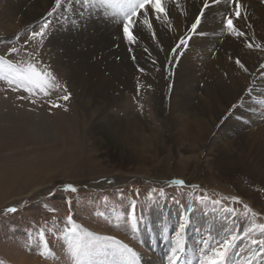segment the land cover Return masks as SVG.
<instances>
[{
	"label": "rangeland",
	"instance_id": "obj_1",
	"mask_svg": "<svg viewBox=\"0 0 264 264\" xmlns=\"http://www.w3.org/2000/svg\"><path fill=\"white\" fill-rule=\"evenodd\" d=\"M1 1L0 264H76L77 259L83 264H129L130 257L121 255L118 245L93 237H112L127 245L140 254L143 264H147L143 258L150 256H157L159 264H166L169 246L156 250L152 236L167 238L168 244L170 239L174 240L181 207L188 205L197 209L186 232L190 236L186 248L190 243L193 246L191 264H198L201 248L208 247L202 240L215 246L232 235L237 236V241L229 254V264L247 261L253 248L250 239H264V230L260 227L264 225V211L236 195L232 182L211 169L202 171L204 179L196 177L188 166L195 161L191 152L173 158L175 150L163 148L155 158L136 160L130 153L142 149L135 142L134 133L131 136L117 133L114 135L117 147L101 148L99 136L91 133L90 119L79 105L83 94L69 75L68 59L61 54L56 38L51 35L42 47L39 37L35 41L29 39L33 31H39L45 17L7 35L2 26L6 16L2 13ZM49 19L54 22L52 17ZM148 30L138 32L137 46L145 42L141 35ZM17 34L19 40L15 39ZM157 40L149 41L154 46ZM13 47L19 51L10 53ZM33 52L39 56L33 58ZM7 62L23 69L34 64L38 72L52 70L56 77L52 83L60 87L49 88V94L45 95L39 87L26 91L23 85H9L4 78L8 75ZM140 73L136 74L138 78L143 77V72ZM40 83L47 86L46 79H40ZM168 85L170 90L172 84ZM68 94L69 100L61 98ZM121 96L119 105L110 107L109 112L121 117L131 111L148 129L160 131L151 100L152 88L146 87L141 92L126 90ZM56 104L59 107L52 106ZM177 179L185 184L170 183ZM65 184H73L77 192H57L54 199L47 196V192ZM199 197L207 199L201 203ZM231 197H239L241 202H233ZM174 199L180 201V206L173 203ZM213 201L220 203L213 204ZM245 204L251 211L244 208ZM133 205L137 216L141 209L144 216L136 227L131 217ZM7 207L18 210L6 213ZM73 224L83 236L84 247L78 257L73 255L75 240L69 242L66 238ZM168 225L173 227L168 230ZM248 229L252 231L245 237ZM86 232L92 236L84 235ZM160 241L158 246L162 245Z\"/></svg>",
	"mask_w": 264,
	"mask_h": 264
},
{
	"label": "bare ground",
	"instance_id": "obj_2",
	"mask_svg": "<svg viewBox=\"0 0 264 264\" xmlns=\"http://www.w3.org/2000/svg\"><path fill=\"white\" fill-rule=\"evenodd\" d=\"M11 1H1L2 13L6 16L2 26L7 35L47 17L54 6V0ZM241 2L247 19L234 23L246 36L237 37L229 35L226 29L222 31V17L230 6L213 7L201 25L208 34L194 37L187 51L171 66L170 76V58L166 56L169 46L190 27L200 0H162L167 11L158 14L159 19L150 11L151 27L144 23V16H138L137 31L150 28L142 33L145 42L141 46L129 45L124 40L117 26V21L123 19L122 13L107 6L93 10L99 15L94 14L86 30L81 32L70 28L75 19L73 11L63 13L65 18H60L58 13L52 17L58 29L52 37L56 38L61 54L68 59L69 75L83 94L79 97V105L90 119L91 133L99 136L101 148L117 147L114 140L117 133L129 136L134 133L135 142L142 149L130 153L136 160L147 156L155 158L163 148L175 150L173 158L191 152L195 161L188 166L196 177L204 179L202 171L211 169L232 182L236 195L264 211V116L260 115L264 109L256 106V101L264 99V79H261L264 69H260L264 64V0ZM157 28L161 31L157 32ZM153 32L158 39L154 46L149 41ZM249 42L253 43L252 48L247 47ZM161 45L164 51H160ZM236 58L245 65L247 72L236 65ZM141 66L145 71L143 77L138 78L136 74H141L138 70ZM138 82L139 92L151 84V100L160 131L148 129L131 111L121 117L109 112L110 107L119 105L124 91L138 92ZM169 83L172 84L170 90ZM250 87H254V91L248 98ZM234 104L241 106L233 110ZM179 146L182 148L177 149ZM168 226V230L173 227ZM152 237L156 250L169 246L167 238L155 237V234ZM188 238L190 236H186V241ZM160 239L162 245L158 246ZM191 247L190 243L184 254L189 261ZM143 259L147 264H159L157 256ZM251 259L252 256L241 264ZM262 260L264 258H257L253 264H262Z\"/></svg>",
	"mask_w": 264,
	"mask_h": 264
},
{
	"label": "snow or ice",
	"instance_id": "obj_3",
	"mask_svg": "<svg viewBox=\"0 0 264 264\" xmlns=\"http://www.w3.org/2000/svg\"><path fill=\"white\" fill-rule=\"evenodd\" d=\"M225 4V14L222 17L221 21V30H227L229 35H236L237 37H244L246 33L237 28L234 21H239L241 19L246 20L247 14L243 11V5L241 0H200V7L195 14L194 21L190 24V27L185 30L183 35L174 38V42L170 44L169 50L166 54L168 60V75H171V66L177 62V59L183 56L184 52L187 51L190 42L194 39V37H204L208 33L201 29V25L207 19V12L211 10L213 7L218 5ZM64 5L68 7L65 8ZM150 5V8L148 7ZM76 6V7H74ZM109 7L117 9L120 13H122L123 19L122 21H117L118 28L122 31L123 38L128 42L129 45L135 44L139 38L138 29V16H144V23L151 24L148 21L149 12L152 11L157 14V19H159L160 13H165L167 10L162 6V0H120V2H114V0H54V6L47 13V17L44 18V21L41 25H39V31H33L30 34L29 39L31 41H35L37 37L40 38L41 47L45 39H50L51 35L57 30L55 23L49 19L50 17L56 16L60 13V18H65L63 13L68 11H73L75 14V19L73 20L70 28L75 30L76 32H81L86 30L87 24L93 18V15H99V12H93L95 9H101L103 7ZM85 10H88L87 13ZM58 23V21L56 22ZM19 34L15 37V39L19 40ZM152 38H156V33L153 32ZM3 42H11V41H3ZM253 43H247V47L252 48ZM119 47V45H116ZM19 49L13 47L10 49V53H17ZM131 52L132 49L129 48ZM147 51V49H145ZM160 51H164L163 46L161 45ZM33 58L39 56L38 52H33L31 54ZM133 60L136 59L135 55L131 57ZM116 59H119L117 56ZM0 62H3V58L0 57ZM155 63V62H154ZM236 65H238L245 72L248 69L241 62L239 58L235 60ZM49 69L51 66H47ZM8 75L4 78L7 79L9 85L16 84L17 86H25L26 91H31L32 87H39L40 91H42L45 95L49 94L48 89L51 87H60L59 84H53L56 77L52 70H48L46 72H38L34 64H29L27 69H23L18 67L17 65H13L10 62H7ZM260 69H264V64L260 65ZM140 72H144L145 69L138 68ZM40 79H46L47 86L41 85ZM261 79H264V75L261 76ZM141 85L137 84V90L139 92ZM147 88H151V84L146 85ZM254 91V87H250L247 90L248 98H251V94ZM63 100L67 101L70 99V94L64 95L61 97ZM243 99V98H242ZM53 107H59L58 104L52 105ZM240 104H234L232 106L233 110L240 107ZM256 106L264 109V99L256 101ZM229 113L228 115H230ZM254 114V113H253ZM261 116H264V111L260 112ZM227 118V115L224 119ZM171 184L181 185L183 186L185 182L183 180H173L170 182ZM198 187V186H191ZM155 191V189L153 190ZM57 192H77V188L73 184H65L58 187L54 191L47 192V196L51 198H56ZM161 194L163 193V189H160ZM67 199V197H64ZM207 197H199V202L203 203ZM233 202L240 203L239 197H231ZM177 206H180L179 200H173ZM213 204H219V201H213ZM69 207H71V201H68ZM244 208L247 211H251L247 204L244 205ZM16 207H7L4 209L6 213H16ZM228 212H232L233 209H225ZM196 208H193L191 205L186 207H181L180 212V223L178 229L175 232V239L169 241V251L167 256L165 257L166 264H191V261H186L184 258V254L186 252V232L188 228L192 225V218ZM206 215V213H205ZM253 215H257V213H253ZM187 216V219L185 217ZM131 217L133 221L134 227L138 226L143 222V210L141 209V213L137 216L135 206L133 205V209L131 212ZM69 222L72 221V217H68ZM261 229L264 230V225H260ZM252 229H248L244 232V236L248 237L249 233ZM84 235L91 237L92 233H84ZM41 237H43V233H41ZM66 238L69 242L75 240V249L73 251L74 256H79L80 250L84 247L81 244L83 240V236L77 232V225L73 224L71 230L69 231ZM97 240H105L111 241L113 244L118 245V251L121 255H128L130 257L129 264H143L142 258L140 254L133 251L130 247L124 244H120V242L116 241L112 237H93ZM237 236L232 235L230 238H226L222 241L216 243L215 246L209 245V242L205 239L202 240V244L208 245L206 248H201V255L198 259V264H229L230 252L236 247ZM249 243L253 246L251 251L252 259L247 262V264H253V261L257 258H264V239H250ZM43 255V253H40ZM76 264H83L80 259L76 260ZM262 264H264V260H262Z\"/></svg>",
	"mask_w": 264,
	"mask_h": 264
}]
</instances>
